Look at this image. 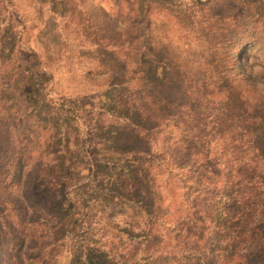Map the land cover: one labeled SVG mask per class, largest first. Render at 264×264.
<instances>
[{
  "label": "trees",
  "instance_id": "1",
  "mask_svg": "<svg viewBox=\"0 0 264 264\" xmlns=\"http://www.w3.org/2000/svg\"><path fill=\"white\" fill-rule=\"evenodd\" d=\"M28 2L0 0V264H264V92L237 45L264 43V0ZM65 67L103 89L61 92Z\"/></svg>",
  "mask_w": 264,
  "mask_h": 264
},
{
  "label": "rangeland",
  "instance_id": "2",
  "mask_svg": "<svg viewBox=\"0 0 264 264\" xmlns=\"http://www.w3.org/2000/svg\"><path fill=\"white\" fill-rule=\"evenodd\" d=\"M17 4H18V7H19L21 13L26 18H28V19L38 18V16L35 15L36 10L31 5V3L28 2V0H17ZM92 9H94V11H93V13L91 12V14L94 17H96V19L97 18L101 19V25H100L101 28H105L106 26L109 25L110 30H112V29L119 30L120 25H121V21H119L115 15V14H117V12H113L114 9H111L110 5L107 2H104L101 4L97 3L96 5L94 4L92 6L91 10ZM43 13L45 16L48 15L47 8H45L43 10ZM36 22H37V20H36ZM36 22L33 20L30 23L34 24ZM243 22L248 23L247 20L243 21ZM258 39H260V40H257V41L255 40L253 43L249 44V42H248V44H246L247 39L245 38L244 40L238 42L237 45H238V48L240 49V52L242 54V56H241L242 57V64L249 62L250 72H254L253 75L256 78L255 79L256 80L255 85L257 88H259V91L263 93L264 92V43L260 37ZM246 49H248L247 54H245ZM160 55H161L162 59L169 61L168 55L166 53L162 52ZM246 58H248L247 61H245ZM170 59H171V56H170ZM180 64H182V66L185 65L183 63H180ZM57 76H58V87L60 90H62L61 92L65 91L67 93H78V94L96 93V92L100 91L101 89H103L101 87L100 83L102 81L106 80V77L100 78V79H98V80H100V82L97 84H92L90 81L89 82L86 81L90 86L84 87L83 85H80L78 83V81L73 79L72 71L68 67L60 68L58 70ZM86 79H87V77H85V80ZM113 135L117 138L118 143H123L124 141L127 142V140L125 138L131 137V136H129V133L127 131H124L123 129H121V130H119V129L115 130L114 129ZM69 151L71 152L72 150H69ZM63 156H65V154H61L58 157H56V159L52 165L55 166L56 165L55 163H57L61 170H65V166L72 164L74 167H77L79 169L78 176H81L82 173L80 171V168H82L83 165L79 164L78 160H80V159L76 156L71 155L68 157V160H66V159H62ZM26 172H27L26 170L24 172H22V179H24ZM76 178H78V177H76ZM62 208L64 210V211H62V216H63L64 212H66V211L68 212L71 207L64 205V206H62ZM29 251H30V248H28V250H25L23 252V255H22L25 264H32L28 260ZM5 257H6V251L1 252L0 253V262L1 263Z\"/></svg>",
  "mask_w": 264,
  "mask_h": 264
}]
</instances>
